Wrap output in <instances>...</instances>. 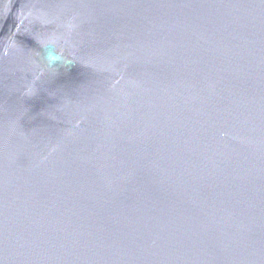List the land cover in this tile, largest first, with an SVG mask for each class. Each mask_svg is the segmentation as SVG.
Instances as JSON below:
<instances>
[{"label":"water","instance_id":"1","mask_svg":"<svg viewBox=\"0 0 264 264\" xmlns=\"http://www.w3.org/2000/svg\"><path fill=\"white\" fill-rule=\"evenodd\" d=\"M0 264H264V0H0Z\"/></svg>","mask_w":264,"mask_h":264},{"label":"clouds","instance_id":"2","mask_svg":"<svg viewBox=\"0 0 264 264\" xmlns=\"http://www.w3.org/2000/svg\"><path fill=\"white\" fill-rule=\"evenodd\" d=\"M53 59H55V58H53Z\"/></svg>","mask_w":264,"mask_h":264}]
</instances>
